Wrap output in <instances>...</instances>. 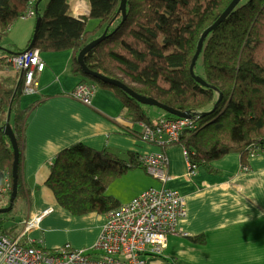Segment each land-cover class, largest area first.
<instances>
[{"label":"trees","instance_id":"trees-1","mask_svg":"<svg viewBox=\"0 0 264 264\" xmlns=\"http://www.w3.org/2000/svg\"><path fill=\"white\" fill-rule=\"evenodd\" d=\"M43 1L36 11V21L41 18V24L33 48L45 52L71 50L73 73L81 75L84 82L120 93L133 123L152 124L146 109L149 105L118 86L86 74L78 62L79 52L108 28L106 39L84 56L86 66L189 115L200 113L198 130L182 136L197 165L237 150L246 156L251 144L264 143V0H239L204 41L195 73L216 89L198 83L190 64L201 34L233 0H128L124 21L121 0H90V14L81 19L71 13L73 0H48L42 7ZM36 2L0 0L2 31L8 32ZM92 19L98 23L88 29ZM116 21L119 25L112 28ZM7 59L0 58V181L8 174L13 182V147L2 126L9 119L21 152L25 123L34 106L20 107L25 72L7 71ZM220 93L222 100L215 111L204 115L206 108L213 109ZM137 165L141 163L135 156L129 161L119 160L109 152L79 144L57 155L46 185L73 215L106 214L119 206L107 193L108 188ZM18 175L17 198L23 196L24 188L20 162ZM1 194L3 208L9 203L4 204Z\"/></svg>","mask_w":264,"mask_h":264},{"label":"crops","instance_id":"crops-1","mask_svg":"<svg viewBox=\"0 0 264 264\" xmlns=\"http://www.w3.org/2000/svg\"><path fill=\"white\" fill-rule=\"evenodd\" d=\"M71 13L77 19L89 15L90 0H73ZM30 17L33 16L20 19ZM28 25H12L8 33L1 35L0 58L8 57L9 63L11 56L26 50L35 30V26ZM41 58L46 67L35 74L38 85L33 92H22L20 98L22 109L34 108L25 123L20 159L29 207L27 216L23 215L19 222L23 225L37 212L52 208L39 227L23 237L41 242L48 249L69 243L91 252L105 223V214L73 215L58 203L46 185L57 155L82 144L129 161L131 156L153 154L161 147L136 135L144 122H132L122 95L114 89L97 85L89 105L73 95L83 77L72 72L71 50L41 51ZM7 71L10 72L9 66ZM147 112L153 123L168 117L162 109ZM165 152L169 158L167 181L162 182L144 166L137 165L114 180L107 191L119 206L151 187L177 190L184 197L187 214L178 222V233L168 237L167 246L159 254L143 253L146 264H264V152L243 156L241 151H232L203 161L191 177L180 144L168 145ZM85 219L92 224L80 226L79 221ZM57 223L63 224L60 233L55 229ZM75 226L77 233L72 235ZM22 234L23 229L14 238Z\"/></svg>","mask_w":264,"mask_h":264},{"label":"built area","instance_id":"built-area-1","mask_svg":"<svg viewBox=\"0 0 264 264\" xmlns=\"http://www.w3.org/2000/svg\"><path fill=\"white\" fill-rule=\"evenodd\" d=\"M35 14L32 3L22 17ZM2 34L4 30L0 28V37ZM8 61L13 70L25 72L23 92H33L38 85L35 74L46 67L40 49L25 50L11 56ZM96 88L92 83L80 81L73 95L89 105ZM200 119L201 114L197 113L185 118L162 117L152 124H141L142 129L136 135L144 142L161 147V150L153 154L138 158L150 175L162 182L170 178L166 172L169 158L165 152L170 144H180L183 147L188 166L187 174L189 177L195 175L198 165L191 159L182 136L196 131ZM248 148L253 156L264 152V143L251 144ZM12 184L9 175L5 174L0 181V192L10 194ZM51 211L52 208H47L41 214L26 219L23 234L19 238L0 233V264H146L141 255L146 252H162L167 246L168 237L178 233V222L186 216L187 207L184 197L177 190L165 187L144 190L131 202L105 214V223L95 244V250L99 251L97 255H91L84 249H76L69 243L48 249L41 242L37 244V241L23 237L37 228L42 218Z\"/></svg>","mask_w":264,"mask_h":264},{"label":"water","instance_id":"water-1","mask_svg":"<svg viewBox=\"0 0 264 264\" xmlns=\"http://www.w3.org/2000/svg\"><path fill=\"white\" fill-rule=\"evenodd\" d=\"M127 1L128 0H121L120 1V12H122L123 15V21L127 18ZM41 2V0H38V2H36V6H35V10L38 11V6L39 3ZM239 0H233L230 5L224 10V12L220 15V17L210 26L208 27L206 30H204V32L201 34L198 44H197V48L195 51V54L191 60V64H190V71L191 74L193 76L194 79L197 80L198 83H200L203 86L206 87H211L216 89V87L208 84L206 81H204L203 78H201L200 76L196 75L195 73V65L196 62L199 58L200 53L202 52L203 46H204V41L206 40L208 34L216 27H218L221 22L228 16V14L235 8V6L238 4ZM41 24V18H37L36 21V25H35V30H34V35H33V39L30 42V45L28 46V48L26 50H30L33 48V45L35 43L36 40V35L38 32V29L40 27ZM107 33H108V28L104 31V33L98 37L97 39H95L94 41L90 42L89 44H87L78 54V62L80 63L82 69L84 70V72L88 75H92L100 80H102L105 83H109L112 85H116L118 87H120L121 89H123L126 93H128L131 97H133L134 99H136L138 102L144 104V105H153L156 107H159L160 109L172 114L173 116L176 117H190L191 115H189L187 112H182L180 110H177L173 107H170L166 104H163L161 102H159L158 100L154 99V98H149L147 96H144L142 94H139L137 92H135L133 89H131L130 87H128L126 84H124L123 82H121L120 80H117L115 78H111L108 76H105L101 73L98 72H94L92 70H90L85 62H84V56L90 51L92 50L95 46H97L99 43H101L103 40L106 39L107 37ZM222 100V94L220 93V96L218 98V100L215 103V106L213 107L212 110L207 111L204 113L205 114H209L212 113L213 111H215V109L217 108L219 102ZM10 114V113H9ZM203 115V116H204ZM2 132L5 136H7L12 144L13 147V153H14V161H13V169H12V178H13V190H12V194L10 197V201H9V205L7 207H3L0 208V213H4V212H8L10 211L13 207H14V203L17 197V193H18V182H19V175H18V169H19V162H20V148L18 146V141L16 139V136L14 134V131L9 123V119L7 120V123L5 126H2Z\"/></svg>","mask_w":264,"mask_h":264},{"label":"rangeland","instance_id":"rangeland-1","mask_svg":"<svg viewBox=\"0 0 264 264\" xmlns=\"http://www.w3.org/2000/svg\"><path fill=\"white\" fill-rule=\"evenodd\" d=\"M47 1L48 0H44L43 2H42V7L43 6H45V4L47 3ZM25 22H28L29 23V27H31V26H35V22H36V19H35V17L33 16V17H30V18H27V19H18L15 23H14V26H16L17 27V24H18V26L19 25H23V24H25ZM97 20H95V19H92V21H89L88 22V25H87V28L88 29H92L95 25H97ZM114 26L112 27V28H114V27H117L118 25H119V23H118V21H116L114 24H113ZM10 30H11V28H10ZM9 30V31H10ZM113 30V29H112ZM116 30V29H115ZM115 30H113V32L115 33ZM8 31V32H9ZM8 32H6V33H8ZM113 34V33H112ZM112 34H110V35H112ZM2 40V39H1ZM10 51H12V50H10ZM8 66H9V69H10V72H13V67L7 62V66H6V70L8 69ZM125 79L127 80V81H129L130 82V79L128 78V77H125ZM28 94V93H27ZM146 109L147 110H149V112L150 113H153L155 110H161L159 107H156V106H151V105H149L148 107H146ZM207 109V110H206ZM204 111H210L212 108H210V107H208V108H206ZM150 116V115H149ZM202 117V116H201ZM201 120V119H200ZM199 126H200V122H199V124H198ZM199 128V127H198ZM198 130V129H197ZM195 131H193V132H190V134H192V133H194ZM7 137V136H6ZM22 158V153L20 152V159ZM0 194H1V192H0ZM55 195V194H54ZM10 194H1V198H2V200L4 201V204L6 203H9V198H10ZM27 197V193H26V190L23 188V196L21 195V197H18L17 198V200H16V205H15V207L14 208H12L10 211H8V212H4V213H0V222H1V224H0V227L2 228V233H6L8 236H10V237H17L18 235H19V233H21V231H22V227H23V225L19 222L21 219H22V216L23 215H25V216H27L26 215V212H27V209H28V204H27V202H28V198H26ZM25 199L27 200V201H25ZM22 200H24V205H23V207H21V201ZM133 200V199H132ZM18 203H19V205L20 206H18ZM6 207H7V205H6ZM18 208H20V209H18ZM24 209V210H23ZM44 210H42L41 211V213L43 212ZM40 212H37L36 214H41ZM80 222V226H88L89 225V223L90 224H92V222H89L88 223V219H85V221H79ZM46 224H48V223H46ZM39 227V226H38ZM55 229H56V231L58 232V233H60L61 232V230L63 229V224H61V223H57L56 225H55ZM77 233V227L75 226V228L73 227L72 228V235H75ZM100 233H101V231H100ZM100 235V234H99ZM59 236H62V235H59ZM98 238H99V236H98ZM98 238H97V240H98ZM97 240H96V242H97ZM96 242H95V244H96ZM95 244L92 246V248H90V249H95ZM91 255H97L98 253H99V251L98 250H93V251H91V252H89Z\"/></svg>","mask_w":264,"mask_h":264}]
</instances>
